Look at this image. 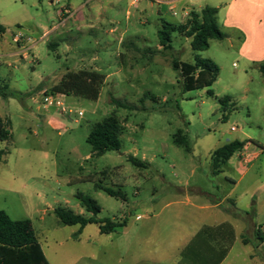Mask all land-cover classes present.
Returning a JSON list of instances; mask_svg holds the SVG:
<instances>
[{"label": "rangeland", "instance_id": "374dc122", "mask_svg": "<svg viewBox=\"0 0 264 264\" xmlns=\"http://www.w3.org/2000/svg\"><path fill=\"white\" fill-rule=\"evenodd\" d=\"M170 1L142 0L131 13L125 5L111 16L96 0L92 12L68 17V0H0L6 28L0 38V88L7 94H0V115L10 122L9 140L0 141V210L12 220L32 222L50 264L172 263L178 232L193 230L203 213L197 206L219 202L231 186L224 175L240 181L233 197L264 226V154L246 166L242 179L226 167L223 176L211 171L212 153L229 142L264 148V77L256 68L245 73L239 42L229 33L234 47L227 39L211 40L200 53L220 68L215 84L183 92L172 61L194 63L191 39L174 33L165 49L158 32L163 22L186 23L192 10L215 0ZM18 33L32 38L27 61L19 63L7 56L18 50ZM95 68L108 76L97 101L65 95L64 106L82 116L42 107L40 91L48 92L68 70ZM223 97L231 100L226 110L219 103ZM111 116L122 128L121 148L96 156L87 138L93 125ZM178 136L190 150L176 143ZM130 156L148 166L134 165ZM235 164L236 155L227 165ZM78 192L102 207L98 220L120 226L101 234L98 224L81 232L78 225L62 224L54 212L60 206L91 216ZM238 246L244 253L254 249Z\"/></svg>", "mask_w": 264, "mask_h": 264}, {"label": "trees", "instance_id": "16d2710c", "mask_svg": "<svg viewBox=\"0 0 264 264\" xmlns=\"http://www.w3.org/2000/svg\"><path fill=\"white\" fill-rule=\"evenodd\" d=\"M218 9L206 7L200 13L190 12V17L185 24L162 23V29L158 32L159 40L163 48L170 49L173 41V34L180 33L187 38H191V48L195 53L194 63L183 62L179 60L172 61V67L179 73L181 80V90L190 92L195 90H204L212 87L218 79L220 68L212 60L203 59L200 53L208 50L211 40H223L227 35L219 28L217 23ZM6 32V28L0 23V37ZM259 71L264 77V62L260 64ZM106 76L97 71H68L63 75L58 84L54 85L48 91L49 93H59L63 95H74L77 97L97 101L100 96L101 87L104 84ZM6 89V87H4ZM0 94L6 97L0 88ZM154 99L150 94L145 95ZM114 102L124 108L133 109L134 106L123 104L121 101ZM230 102L229 97L219 99L223 110H226ZM10 122L0 116V141H7L10 138ZM122 128L118 119L111 116L101 123L93 125L87 138V143L91 146L92 152L96 156H101L111 151H118L121 148L120 135ZM176 143L185 145V140L178 136ZM246 142L234 140L216 150L211 155V171L214 176L223 172V166L237 153L241 152ZM129 161L136 166L145 167L148 163L140 161L133 156ZM99 190L112 197L123 198L120 192H116L109 187H101ZM76 198L80 201L86 212V215L76 214L67 207H57L54 212L60 222L67 226L78 225L81 232L89 224H98L101 234H108L117 226L112 221L102 222L97 219V214L101 212L102 207L92 197L78 192ZM233 216L247 220L254 215V211L240 212L238 210H228ZM258 228L257 239L259 244L264 243V235ZM264 260V252L261 253ZM0 264H50L42 245L39 243L35 229L30 220H12L8 214L0 210Z\"/></svg>", "mask_w": 264, "mask_h": 264}, {"label": "crops", "instance_id": "0c3cea01", "mask_svg": "<svg viewBox=\"0 0 264 264\" xmlns=\"http://www.w3.org/2000/svg\"><path fill=\"white\" fill-rule=\"evenodd\" d=\"M95 1L85 0L82 4H77L72 0H68V6L66 7L69 14L68 17H73L83 10L92 12L93 6H96L93 4ZM97 1L101 4H106V7H101V10L109 12L111 16H115L120 10H123L125 5H127L128 14L136 7L138 9L137 4L135 6L131 5L133 0L128 4H124L125 0ZM177 1L179 0H172L166 3L171 4ZM206 7L218 9L217 23L222 31H226L227 37L225 39L231 42V36L228 34L232 33L238 40V53L244 62L245 73L248 74L247 69L251 68L259 70L260 64L264 62V0H215L213 4H209ZM204 8L192 11L200 13ZM58 14H60V11ZM14 42L16 43L15 39ZM231 46L234 47L232 42ZM7 56L18 58L19 60H16L17 63L20 61L25 62L28 59L23 58L19 46L18 50ZM35 62L38 63L36 60ZM93 71L100 72L97 68ZM106 77L108 78V76ZM40 87L43 86L39 85L37 89ZM43 91L45 90H41L40 93ZM240 141L246 142V145L241 152L235 154V167L228 166V161L223 166V172L218 176L224 175V167H226L227 170H234L240 173L242 179L247 174L246 166L254 163L264 154V148L259 144L245 140ZM245 161L247 162L246 164ZM224 179L231 186L223 198L215 204L202 203L198 205L197 209L203 213L197 219V226L190 232L184 230L178 232L176 237L177 244L173 249L174 261L170 264H239V262L241 264H264V260L259 254L260 251L264 252V243L259 244L257 239L258 228L261 227L260 231L262 233L264 226L255 222V218H257L255 211L254 215L247 220L237 218L228 212V210L249 211L241 210L238 206V200L233 197L240 181L228 175H224ZM253 198H256V195ZM226 202H229V204H226ZM249 234L250 238H248ZM240 242L243 246L253 245V251L242 252L238 246Z\"/></svg>", "mask_w": 264, "mask_h": 264}, {"label": "built area", "instance_id": "2783aa9c", "mask_svg": "<svg viewBox=\"0 0 264 264\" xmlns=\"http://www.w3.org/2000/svg\"><path fill=\"white\" fill-rule=\"evenodd\" d=\"M140 1H142V0H133L131 5L135 6ZM174 15H177V13L174 12ZM186 16H188V14H186ZM15 40H16L17 45L21 49V53H22L23 58H28L29 57V51L31 49V46L28 44L32 42V38H30L29 36L23 35L22 33H18L15 37ZM64 99H65V95H63V94L49 93L47 91H43L41 93L42 107L44 109L55 108L63 115H73V114H78V116L83 115L82 111L67 109L64 106ZM231 130L235 131L236 128L232 127ZM246 163L247 162L245 161V164ZM137 218H140V217H137ZM262 232H264L263 229H262Z\"/></svg>", "mask_w": 264, "mask_h": 264}]
</instances>
